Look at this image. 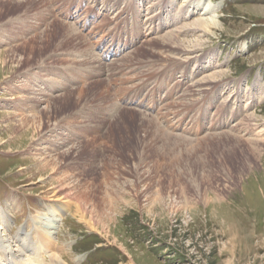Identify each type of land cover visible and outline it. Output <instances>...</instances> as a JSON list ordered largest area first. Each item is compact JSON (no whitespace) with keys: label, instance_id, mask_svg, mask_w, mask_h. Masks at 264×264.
Returning a JSON list of instances; mask_svg holds the SVG:
<instances>
[{"label":"rangeland","instance_id":"1","mask_svg":"<svg viewBox=\"0 0 264 264\" xmlns=\"http://www.w3.org/2000/svg\"><path fill=\"white\" fill-rule=\"evenodd\" d=\"M45 1L0 19V219L11 223L10 246L21 230L46 242L45 262L264 264V132L255 137L264 127V0H210L219 7L209 32L194 28L196 0ZM167 32L173 47L192 50L151 43L148 56L122 59ZM190 86L198 93L179 100ZM50 124L53 138L38 133ZM55 186L89 195L85 218L76 195ZM216 195L206 223L202 197ZM174 201L183 208L171 215ZM54 202L68 212L43 236L29 218Z\"/></svg>","mask_w":264,"mask_h":264},{"label":"bare ground","instance_id":"2","mask_svg":"<svg viewBox=\"0 0 264 264\" xmlns=\"http://www.w3.org/2000/svg\"><path fill=\"white\" fill-rule=\"evenodd\" d=\"M185 1H188V0H185ZM24 4H33L31 5V7H35V6H43L45 5L46 1L45 0H20V1H13V0H0V19H2L3 17V13H5L8 9L10 10H14V11H17V8L18 7H21V6H24ZM105 3V2H104ZM186 5H187V2H185ZM192 3V2H191ZM189 4V3H188ZM190 5V4H189ZM192 6L195 7V9H199L200 8V14L203 15L201 17H199L198 19H196L193 23L194 25V28L196 29H200V30H206V32H209L208 29L209 27H212L213 25H216L217 24V19H216V16L215 15V10H217V8L219 7V4L217 3H211L210 0H196L195 2L192 3ZM29 7V6H28ZM33 9V8H32ZM24 10V9H23ZM28 10L30 9H27L25 10L26 13L29 12ZM149 10V9H148ZM147 11V10H146ZM150 11V10H149ZM13 12V11H12ZM194 12V11H193ZM7 14V13H6ZM102 14V13H101ZM153 14V13H152ZM106 15V14H105ZM104 16V15H103ZM40 17V16H39ZM119 17V15H118ZM152 17V16H151ZM107 18V17H106ZM105 18V19H106ZM104 19V20H105ZM111 19V18H110ZM103 20V22H104ZM55 22L56 24H59L61 25V27L63 25H65V23L63 21H60L58 20V18L55 19ZM101 23V22H100ZM115 23V22H114ZM145 23V21L143 22V24ZM148 25V24H147ZM68 26V29H70L69 25ZM72 26V25H71ZM142 26V25H141ZM97 28V27H96ZM147 28V27H146ZM195 29V30H196ZM72 30H76L75 27L72 29L71 28V31ZM194 30V29H192ZM203 30V31H204ZM176 31V30H175ZM79 32V31H78ZM180 32V31H179ZM77 33V32H76ZM149 34V33H148ZM147 34V35H148ZM80 35V34H79ZM78 35V36H79ZM76 36V37H78ZM83 36V35H82ZM176 35L172 34L171 32H167L165 35H163L162 37H152V38H145L143 40L140 41V45L135 47L131 52L125 54V56L122 58L124 59L125 61L129 62V63H133L134 60H137L139 57H142V54H145L146 56L149 55V52L148 49H149V46L151 43L155 44L156 46H159V47H166V46H169L167 44H170L168 43V39L169 37L173 38V39H176L175 37ZM80 37V36H79ZM83 40V39H82ZM84 42V40H83ZM82 42V43H83ZM178 42V41H177ZM85 43V42H84ZM34 44V43H33ZM78 44V43H77ZM81 44V43H80ZM117 44V43H116ZM172 44V43H171ZM170 44V45H171ZM26 45H29V42L27 43H24V45L22 47H18L16 50H23L25 49ZM148 47V48H147ZM171 48H175L173 47L172 45L169 46ZM186 47V46H185ZM188 47V46H187ZM193 47V46H192ZM175 49H178L179 52H184L183 50H186V51H190L192 50L191 48H179L176 46ZM38 50V49H37ZM15 51V50H14ZM15 53V52H14ZM24 53V52H23ZM11 55V54H10ZM22 55V53H21ZM184 55V54H183ZM153 56V54H152ZM161 56V55H160ZM12 58V56H11ZM15 58V57H14ZM20 58V57H19ZM137 58V59H136ZM13 59V58H12ZM11 59V60H12ZM18 59V58H17ZM21 59V58H20ZM133 59V60H132ZM15 60V59H14ZM1 61V60H0ZM10 61V60H9ZM13 62V61H12ZM11 62V63H12ZM21 62V61H20ZM89 63H92L93 64H96L97 67H100L101 63L96 60V59H91V62L89 61ZM104 64V63H103ZM112 66V65H111ZM124 66V65H123ZM93 67V66H92ZM104 67H107V66H104ZM218 73V72H217ZM216 76V75H215ZM211 77L213 78L212 75H209L205 78V80L201 79L199 80V82H197L196 86H202L204 85V83H207V82H211ZM104 83V82H103ZM195 83V82H194ZM26 87V86H25ZM23 89V88H22ZM82 89V88H81ZM79 89V92H82V90ZM81 90V91H80ZM199 89H194V88H191L190 87H187L185 91H183V93L181 95H178L179 97V100H182L184 98H186V96H193V95H196L198 93ZM72 93L69 92L67 94L68 97H70V94ZM66 96V97H67ZM72 96V94H71ZM75 96V95H74ZM65 97V96H64ZM78 97V96H77ZM76 98V97H75ZM75 98H73L75 100ZM33 99V98H32ZM37 99V98H36ZM71 99V98H70ZM69 99V100H70ZM77 99V98H76ZM41 99H39L38 101H36L38 103V105H41V103L43 102L44 106L43 108L46 110L50 109L49 108V104L52 103V100H49L47 98L43 99L42 102L40 101ZM72 100V99H71ZM73 100V101H74ZM61 101V100H60ZM59 101V102H60ZM65 101V99H64ZM76 101V100H75ZM74 101V102H75ZM184 101V100H182ZM34 102V105H37V103ZM55 102V101H54ZM58 102V103H59ZM225 102V101H224ZM61 103V102H60ZM77 103V102H76ZM55 105V104H54ZM42 108V107H41ZM42 108V109H43ZM55 108V107H54ZM43 109V110H44ZM129 110H131L129 107H124V109H121V113L122 114H125L127 113ZM50 112V111H48ZM40 113H44V111H40ZM39 113V114H40ZM46 113V112H45ZM51 113V112H50ZM49 114V113H48ZM52 114V113H51ZM50 114V115H51ZM27 116V115H26ZM24 116L22 117V120L25 121L27 123V126H28V122H29V117L27 116ZM254 116V115H253ZM44 117V116H43ZM52 117V116H50ZM48 118V117H47ZM46 118V119H47ZM36 119V118H35ZM34 119V120H35ZM143 119V118H142ZM31 120V119H30ZM51 121V120H50ZM245 121V127L248 128L249 130L252 128L251 125H253L251 123V116H248L244 119ZM36 122V120H35ZM37 123H40L38 122L37 120ZM24 124V123H22ZM36 124V123H35ZM41 124H42V121H41ZM37 126V125H36ZM236 128V127H235ZM39 128H37L38 130ZM56 127H53V124L49 125V126H46L44 128H41L39 130V134L42 133V136L43 137H54L55 134H54V131H56ZM255 131V129H251L250 131L252 132ZM264 132V127H260L257 131H255V137H257L258 135H260L261 133ZM50 139V138H49ZM258 141H263V138L261 139H256ZM40 145V144H39ZM56 150V149H55ZM59 152V151H57ZM66 152V151H65ZM61 185V184H60ZM63 186V185H62ZM74 186V185H73ZM76 187V186H75ZM69 188V187H68ZM71 188V187H70ZM55 189H57L56 192H62L64 194V198H68L70 196H72V194H74V192L72 193H67L68 190L65 189V187L62 189L61 187H57L55 186ZM71 190V189H70ZM70 192V191H69ZM77 193V192H76ZM101 193V192H100ZM76 195V194H74ZM84 192L82 193V191L78 192L76 197L74 199L77 200V206H76V210L77 212H80L81 215V218H85V215L88 213L87 211V207L86 204L88 202L89 199H87V197L84 196ZM234 195V194H233ZM208 196V195H207ZM73 197V196H72ZM223 196L221 195H216L213 199L211 198H205V196L202 197V201L204 204V211L206 213V215L204 216V218H206V223H210L211 222V215L210 213H207L206 210L207 208L212 205V204H215V203H220L222 201H220L222 199ZM179 198V197H177ZM71 199V198H69ZM183 202V201H182ZM193 202V201H192ZM191 201H189V203H192ZM193 204V203H192ZM97 207V206H96ZM183 208V205H179V203L177 201H174L172 204H170L169 206L167 205V210H169V214H176L177 212H179V210H181ZM187 208V207H186ZM185 209V208H184ZM197 209V208H196ZM166 210V211H167ZM194 210V209H193ZM67 211V208H66V204L65 202H54V203H51L49 204L47 207H46V211L45 212H37L39 214H37L36 218L32 217V218H29V222H33L36 220V223L40 226V227H44L42 228L41 231L37 232V233H41L43 236H50L56 232V229L58 228L59 226V220H61V216H62V213ZM68 212V211H67ZM195 212V210H194ZM214 212V211H213ZM64 215V214H63ZM32 216V215H31ZM92 217V216H91ZM89 217V219L91 218ZM33 219V220H31ZM185 219V218H184ZM213 219V218H212ZM216 219V218H215ZM2 222L0 223V257H3V254H4V258L3 260H0V264H7L8 262V258H6V256H10L12 257V259L14 260L15 264H65L64 262H62L60 260V258H58L56 255L52 254L50 255L49 259H50V262H45L44 259H42V257L40 256L41 253L43 252V248L46 247V242H44L43 240H35L33 243L31 242V239H30V233L26 234V232L24 231H21L20 229H23L20 228L18 229L19 232H17V240L21 239V241L19 242L20 245L19 246H16L15 249L10 246V243H9V239L7 238L8 235H6L4 232L5 230H7V225H8V222L10 223L9 220H7L6 218H4V216L2 215ZM28 220V219H27ZM82 220V219H81ZM91 220V219H90ZM209 220V221H208ZM214 220V219H213ZM43 221H46V224H44ZM28 222V223H29ZM90 222V221H88ZM11 224V223H10ZM90 224L93 225V222L91 221ZM35 225V223H34ZM35 233V234H37ZM33 235V236H36V235ZM21 237V238H20ZM26 243H28L26 245ZM51 243V241H50ZM27 246L26 249H24L23 247Z\"/></svg>","mask_w":264,"mask_h":264}]
</instances>
